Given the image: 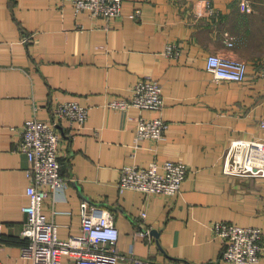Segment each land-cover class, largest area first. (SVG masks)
<instances>
[{
  "label": "crops",
  "instance_id": "1",
  "mask_svg": "<svg viewBox=\"0 0 264 264\" xmlns=\"http://www.w3.org/2000/svg\"><path fill=\"white\" fill-rule=\"evenodd\" d=\"M209 54L244 60L246 79L217 80ZM145 76L162 84V110L109 105ZM65 101L89 117L58 124L67 182L43 210L61 238L81 234L85 202L115 213L125 255L117 264H229L212 224L264 229V176L228 173L225 159L237 139L264 140V0H124L109 21L76 14L68 0H0V264H33L22 254L31 180L21 133L26 119L50 120ZM140 116L162 117L164 137L137 141ZM153 160L188 165L177 195L120 189L122 167ZM143 228L151 232L140 237Z\"/></svg>",
  "mask_w": 264,
  "mask_h": 264
},
{
  "label": "built area",
  "instance_id": "2",
  "mask_svg": "<svg viewBox=\"0 0 264 264\" xmlns=\"http://www.w3.org/2000/svg\"><path fill=\"white\" fill-rule=\"evenodd\" d=\"M66 1V0H65ZM75 7V13L89 11L92 17H102L107 21L122 14L124 0H68ZM243 7L251 11L248 1ZM136 9L133 16L140 15ZM212 11L211 14H213ZM229 45H233L230 41ZM167 54L178 56L180 48L169 43ZM207 69L213 72L217 80L242 82L248 75V65L244 60L229 58L219 54H209ZM128 97L110 100L114 109L138 107L160 111L165 106L162 84L152 76L142 77L133 87ZM89 117L87 106L77 101L59 102L50 120L29 118L23 124L20 147L28 156L30 165L27 186L29 201L24 205L28 215L21 231L26 240L22 246L24 257L33 264H61L63 255L74 259V264H117L125 258L117 243L120 231L116 225L115 213L106 207L91 206L84 203L81 234L61 238L58 225L48 219L43 210L47 197L56 190L65 187L67 179L62 174L60 158L61 134L59 121L63 118L84 125ZM264 126V121L262 122ZM167 127L162 117L138 118L137 141L152 139L159 141L164 137ZM228 173L247 176H264V140L237 139L225 153ZM189 167L186 163L167 160L162 165L152 161L148 166L125 165L121 169L118 186L121 190L132 188L147 195H177L182 187ZM142 216H146L143 212ZM216 236L224 240L222 259L229 264H255L264 256V229L260 226H243L229 221H216L212 224ZM150 228L138 229L137 234L145 237ZM134 264H143L134 259Z\"/></svg>",
  "mask_w": 264,
  "mask_h": 264
}]
</instances>
